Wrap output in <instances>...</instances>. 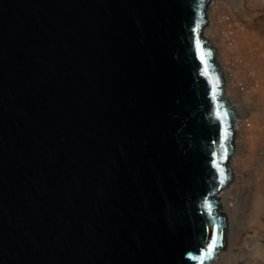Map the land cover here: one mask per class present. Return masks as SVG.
I'll use <instances>...</instances> for the list:
<instances>
[{
    "label": "water",
    "instance_id": "95a60500",
    "mask_svg": "<svg viewBox=\"0 0 264 264\" xmlns=\"http://www.w3.org/2000/svg\"><path fill=\"white\" fill-rule=\"evenodd\" d=\"M210 0H0V264H208L234 109Z\"/></svg>",
    "mask_w": 264,
    "mask_h": 264
},
{
    "label": "rangeland",
    "instance_id": "374dc122",
    "mask_svg": "<svg viewBox=\"0 0 264 264\" xmlns=\"http://www.w3.org/2000/svg\"><path fill=\"white\" fill-rule=\"evenodd\" d=\"M206 20L204 33L225 61L224 95L237 113L231 204L245 213L243 236L264 241V0H210Z\"/></svg>",
    "mask_w": 264,
    "mask_h": 264
},
{
    "label": "bare ground",
    "instance_id": "6f19581e",
    "mask_svg": "<svg viewBox=\"0 0 264 264\" xmlns=\"http://www.w3.org/2000/svg\"><path fill=\"white\" fill-rule=\"evenodd\" d=\"M210 42L212 43V41ZM214 49L215 59H217L216 62L219 64V67L222 68L225 61L223 60L220 54V48L215 46ZM216 55L218 56L216 57ZM224 76L226 75L223 73V77ZM224 98L228 100V102H231L228 95H224ZM238 110L239 109H237V111ZM235 153L236 151H234L233 153L234 156L236 155ZM230 168L233 178L236 179L238 169L234 161L231 162ZM231 196L232 186L225 187L217 194V198L219 200L220 205V211L225 215L227 222L226 245L225 248L218 253V259H228L229 261L227 264H264V241L259 235L247 234L245 237L243 236L245 230V223L243 222V217L245 213H241L238 210L236 204H231ZM218 259H214V261L211 260L208 264H220V261H218Z\"/></svg>",
    "mask_w": 264,
    "mask_h": 264
},
{
    "label": "built area",
    "instance_id": "2783aa9c",
    "mask_svg": "<svg viewBox=\"0 0 264 264\" xmlns=\"http://www.w3.org/2000/svg\"><path fill=\"white\" fill-rule=\"evenodd\" d=\"M248 126L250 125V124H247Z\"/></svg>",
    "mask_w": 264,
    "mask_h": 264
}]
</instances>
